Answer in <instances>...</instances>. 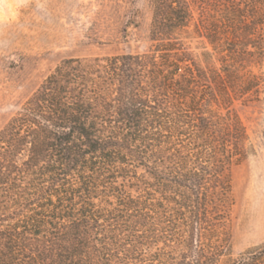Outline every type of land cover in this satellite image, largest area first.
Returning a JSON list of instances; mask_svg holds the SVG:
<instances>
[{
    "label": "trees",
    "instance_id": "1",
    "mask_svg": "<svg viewBox=\"0 0 264 264\" xmlns=\"http://www.w3.org/2000/svg\"><path fill=\"white\" fill-rule=\"evenodd\" d=\"M149 36L63 60L0 129V264L264 259L233 258L225 227L247 139L229 106L262 79L238 72L264 61V0H153Z\"/></svg>",
    "mask_w": 264,
    "mask_h": 264
},
{
    "label": "rangeland",
    "instance_id": "2",
    "mask_svg": "<svg viewBox=\"0 0 264 264\" xmlns=\"http://www.w3.org/2000/svg\"><path fill=\"white\" fill-rule=\"evenodd\" d=\"M152 13L153 0H0V129L63 60L147 51ZM211 52L209 41V92L220 65ZM239 70L262 79L229 106L247 131L246 155L229 169L233 258L264 247V61Z\"/></svg>",
    "mask_w": 264,
    "mask_h": 264
}]
</instances>
